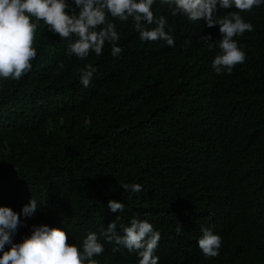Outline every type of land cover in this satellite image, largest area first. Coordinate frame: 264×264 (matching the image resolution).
Listing matches in <instances>:
<instances>
[{"label":"trees","instance_id":"obj_1","mask_svg":"<svg viewBox=\"0 0 264 264\" xmlns=\"http://www.w3.org/2000/svg\"><path fill=\"white\" fill-rule=\"evenodd\" d=\"M151 10L167 20L173 47L141 41L131 18L108 14L121 54L105 42L101 55L81 60L68 54L76 37L61 39L40 21L31 71L0 78V207L22 221L13 243L34 225L64 230L77 247L94 232L104 245L97 264H138L137 252L100 232L114 221L121 233L137 218L160 234L158 264H264V3L240 13L253 31L234 37L246 59L231 74L212 68L218 26L173 16L160 0ZM88 64L96 72L84 87ZM31 199L37 211L24 217ZM109 200L124 210L110 211ZM202 227L221 237L217 257L198 248Z\"/></svg>","mask_w":264,"mask_h":264},{"label":"clouds","instance_id":"obj_2","mask_svg":"<svg viewBox=\"0 0 264 264\" xmlns=\"http://www.w3.org/2000/svg\"><path fill=\"white\" fill-rule=\"evenodd\" d=\"M73 3L75 7L69 8L66 0H0V78L20 80L31 71V61L37 54L35 32L40 21L61 39L76 37L68 45V54L81 60L93 52L101 55L105 42L112 45L113 57L121 54L122 48L116 45L120 37L115 25L108 22V14L122 22L131 18L141 41L163 40L169 47L174 46L173 37L165 31L167 20L164 16L156 18L151 10L155 0H73ZM262 3L264 0H160L161 5L169 6L173 16L180 14L191 22L203 20L208 28L219 27L221 38L215 42L219 53L212 61L216 74L225 71L231 74L237 64L245 61V52L234 37L253 31V25L245 22L240 13L251 12ZM218 8H234L235 11L221 17ZM153 24L156 25L154 28L147 27ZM199 40L209 49L214 46L210 35H203ZM95 72V67L86 65L80 73V83L88 87ZM121 187L124 190L130 188L133 193L143 190L140 184ZM37 207V201L31 199L21 213L30 218ZM107 207L115 213L122 212L125 205L109 200ZM21 224L20 214L11 208L0 207V264H97L94 257L104 253V245L94 232L88 233L81 247H77L68 243L64 230L47 225H34L29 236L20 243H13V236ZM120 228L122 235L116 231L117 224L111 221L100 232L107 243L137 252L138 264H158L159 258L153 253L160 234L147 220L132 218L128 226L121 225ZM181 231L182 228L177 226V234ZM201 232L197 241L201 253L205 258L217 257L221 237L211 228L202 227ZM5 245L10 246L6 251Z\"/></svg>","mask_w":264,"mask_h":264}]
</instances>
